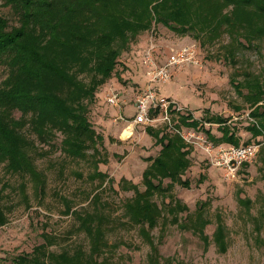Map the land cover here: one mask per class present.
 <instances>
[{"label": "rangeland", "instance_id": "374dc122", "mask_svg": "<svg viewBox=\"0 0 264 264\" xmlns=\"http://www.w3.org/2000/svg\"><path fill=\"white\" fill-rule=\"evenodd\" d=\"M1 3L0 0V15L8 19L10 26L17 25V17ZM206 37V33L182 35L158 24L130 36L128 43H116L119 55L114 71L98 86L94 101L84 100L89 106V119L94 129L104 137L97 146L99 155L95 158L92 149L86 159L65 156L61 151L63 137L60 134L51 147L39 144L36 136L28 133L38 147L31 155L45 176L46 186L44 192H39L29 179L8 173L4 164H0V189L5 188L0 206L8 218V223L0 228V264H15L19 255L31 253L44 242L41 236L44 232L56 238L51 247L56 253L73 252L79 247L89 251V239L84 231L78 230L81 222L72 213L96 212L99 208L110 219L107 242L116 246L108 249L105 257L113 264H147L151 246L143 238L142 228L125 216L124 205L134 192L121 189L120 182L125 179L143 191V172L150 164L149 159L155 158L161 150L146 132L150 126L132 124L137 99L149 87L155 89L158 98L172 101L181 108L180 113H190L198 121L212 116L228 119L227 124L235 128L240 145L259 143L260 150L264 147V139L252 137L248 130L251 119L246 100L249 80L255 76L264 77V41L239 48L237 43H231L227 34L212 42ZM192 44L198 46L199 65H183L172 70L168 82L151 83L150 73L155 66L167 63L172 50ZM152 45L155 48L147 58ZM8 74V67L0 65V84ZM248 75L252 77L247 78ZM79 77L89 80L86 73ZM233 83L244 86L236 88ZM108 86V93L117 91L120 94L118 107L107 103L108 95L99 99ZM152 110L155 113L157 109ZM14 116L19 118L21 113L15 112ZM120 116L127 122H116ZM152 117L162 118L160 110ZM171 117V124L159 121L158 128L189 136L192 141L189 144L191 166L183 176L189 186L176 184L172 190L189 211L170 213L161 197L154 198L159 208H163V215L156 228L145 229L158 246L162 261L264 264V179L260 151L236 177L229 176L213 163L215 153L210 154L201 139L210 141L207 136L201 131L178 128L173 120L176 115L171 114ZM128 125H132L131 129L123 135ZM204 127L214 137L222 136L217 124L204 123ZM130 132L133 135L126 138ZM95 159L99 162V172L107 176L103 182L100 177L90 180L95 172ZM22 182L27 185L25 193L20 191ZM168 183L165 181V185ZM96 194L99 207L93 200ZM204 202L208 203L199 212L202 216L197 221V206ZM187 214L190 216L185 220ZM219 224L223 229L220 238L215 233Z\"/></svg>", "mask_w": 264, "mask_h": 264}, {"label": "trees", "instance_id": "16d2710c", "mask_svg": "<svg viewBox=\"0 0 264 264\" xmlns=\"http://www.w3.org/2000/svg\"><path fill=\"white\" fill-rule=\"evenodd\" d=\"M1 1L17 17V25L10 26L8 19L0 15V65L9 69L7 78L0 84V164H4L8 173L29 179L39 192H44L46 179L31 155L38 147L28 133L34 134L39 144L51 147L60 134L61 151L72 159H86L91 149L94 158L99 155L97 146L104 137L94 129L84 100L94 101L98 86L114 71L119 55L116 43H128L130 36L158 24L182 35L206 33L211 42L227 34L239 48L264 41V0ZM84 73L89 80L79 77ZM246 86L251 119L248 130L252 137L264 139V77L255 76ZM173 106L170 112L176 115L173 120L178 128L201 131L215 145L222 142L240 145L235 128L227 124L228 119L212 116L198 121L190 113L177 112ZM15 112H20L21 117L16 118ZM158 113L159 109L155 113L152 110V116ZM204 123L217 124L221 138L214 137ZM146 132L161 150L149 159L150 164L143 172V191L125 179L120 182L121 189L134 192L124 205L125 216L142 228L143 238L151 246L147 264H173L172 259L162 261L158 246L145 228H156L163 215L155 197L163 199L170 213H188L187 205L172 190L176 184L189 186L183 176L191 166V147L180 134L166 128L150 126ZM260 159L264 179V147ZM247 166L244 164L243 168ZM99 177L102 182L107 179L99 172V162L95 159V172L90 180ZM167 180L169 183L165 185ZM200 181L204 180L200 178ZM26 187L22 182L20 191L25 193ZM4 191L5 188L0 189V203ZM93 200L99 207L98 194ZM206 203L197 206V214ZM72 214L81 222L78 230L84 231L89 239V251L79 247L73 252L56 253L51 250L56 238L44 232L41 235L44 242L31 253L19 255L15 264H113L105 257L108 249L116 248L106 239L111 228L109 217L101 208L96 212ZM201 216L199 213L197 221ZM7 223L0 206V228ZM220 226L215 231L218 238L223 234Z\"/></svg>", "mask_w": 264, "mask_h": 264}, {"label": "built area", "instance_id": "2783aa9c", "mask_svg": "<svg viewBox=\"0 0 264 264\" xmlns=\"http://www.w3.org/2000/svg\"><path fill=\"white\" fill-rule=\"evenodd\" d=\"M155 45H152L151 49L147 54H152ZM149 60V59H147ZM201 60H199L198 46L197 44L183 46L178 49L171 51L168 57L167 63L161 66H155L151 75V83L157 82H168L172 77V70L178 67H181L186 64H195L199 65ZM107 103L110 106L118 107L120 105V94L117 91H110L106 99ZM174 105L172 101H169L165 98H158L155 89L149 87L144 93L137 99L136 112L133 119V125L144 124L148 126H155L159 121L166 122L171 124V112L170 107ZM177 112H181V108L176 107ZM152 109H159L162 115V118L157 119L152 117ZM115 121L127 122L124 117H118ZM132 126V125H131ZM131 126L128 125L123 131V135L127 133V130L131 129ZM179 133V132H178ZM181 134V133H179ZM192 137L195 136L194 133ZM133 135V132H130L126 138H130ZM182 136V135H181ZM184 140L191 144V137L182 136ZM204 143L207 144V151L212 154L215 153L213 163L217 166L223 168L227 175L236 177L237 173L243 167L244 164L250 163L259 153L261 144L259 143H250L245 145H231V146H222L215 145L214 143L201 138Z\"/></svg>", "mask_w": 264, "mask_h": 264}, {"label": "crops", "instance_id": "0c3cea01", "mask_svg": "<svg viewBox=\"0 0 264 264\" xmlns=\"http://www.w3.org/2000/svg\"><path fill=\"white\" fill-rule=\"evenodd\" d=\"M110 86V85H109ZM109 86L108 87H106V88H104V90H105V92H101L100 93V96L101 97H99V99L101 100V99H103L104 97V95L106 96V95H108L109 93ZM152 127V126H151ZM154 128H158V125H155V126H153ZM152 137V136H151ZM153 138V137H152ZM221 138V137H220ZM154 139V138H153ZM155 140V139H154ZM219 145H222V146H231L232 144H229V143H224V142H222V143H220Z\"/></svg>", "mask_w": 264, "mask_h": 264}]
</instances>
